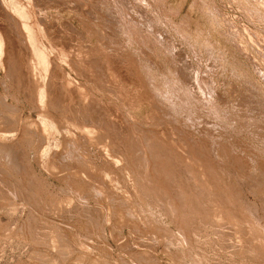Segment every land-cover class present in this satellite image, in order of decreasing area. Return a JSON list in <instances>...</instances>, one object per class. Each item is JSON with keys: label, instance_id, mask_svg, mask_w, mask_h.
<instances>
[{"label": "rangeland", "instance_id": "1", "mask_svg": "<svg viewBox=\"0 0 264 264\" xmlns=\"http://www.w3.org/2000/svg\"><path fill=\"white\" fill-rule=\"evenodd\" d=\"M0 39V264H264V0H0Z\"/></svg>", "mask_w": 264, "mask_h": 264}, {"label": "bare ground", "instance_id": "2", "mask_svg": "<svg viewBox=\"0 0 264 264\" xmlns=\"http://www.w3.org/2000/svg\"><path fill=\"white\" fill-rule=\"evenodd\" d=\"M30 1V0H29ZM18 2V1H17ZM16 8V7H15ZM16 15V14H15ZM24 15V14H23ZM26 18V17H25ZM13 19V18H12ZM31 21V20H30ZM34 36V35H33ZM34 38V37H33ZM0 41H1V39H0ZM18 51V50H17ZM42 52H39V54L41 55V56H43V54H41ZM37 56V55H36ZM40 56V57H41ZM27 57V56H26ZM44 59V58H43ZM46 60V59H45ZM16 66V65H15ZM258 68V67H257ZM84 70V69H83ZM120 70V69H119ZM260 71V70H259ZM17 79V78H16ZM65 81V80H64ZM116 86V85H115ZM50 92V91H49ZM121 97V96H120ZM33 102V101H32ZM51 104V103H50ZM122 117V116H121ZM85 119V118H84ZM113 126V125H112ZM28 127V126H27ZM23 129H24V127H23ZM108 129V128H107ZM83 131V130H82ZM117 144V143H116ZM2 150V149H1ZM144 237V236H143ZM146 238V237H145ZM177 238V237H176ZM138 260V259H137Z\"/></svg>", "mask_w": 264, "mask_h": 264}]
</instances>
